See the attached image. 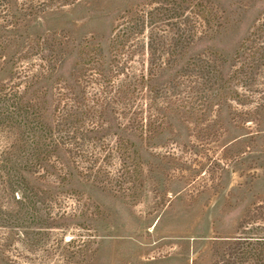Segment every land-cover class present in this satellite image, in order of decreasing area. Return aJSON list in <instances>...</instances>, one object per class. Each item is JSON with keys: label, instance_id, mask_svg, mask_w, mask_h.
Segmentation results:
<instances>
[{"label": "trees", "instance_id": "trees-1", "mask_svg": "<svg viewBox=\"0 0 264 264\" xmlns=\"http://www.w3.org/2000/svg\"><path fill=\"white\" fill-rule=\"evenodd\" d=\"M75 1L0 0L2 228L22 227L3 218L2 201L10 194L16 204L28 192L43 203L42 185L131 188L132 165L141 159L135 139L144 138L152 125L147 113L164 111L161 99L168 97L172 104L182 87L210 91L218 106L246 105L243 94L264 80V13L230 56L199 49L201 41L225 28V17L212 0H147L126 10L106 46L95 36L78 43L74 67L61 77L66 46L55 32L34 35L32 30L48 12ZM137 56L141 68L135 66ZM215 243L214 264H264L263 236ZM4 249L0 243L1 261L11 263Z\"/></svg>", "mask_w": 264, "mask_h": 264}, {"label": "rangeland", "instance_id": "rangeland-1", "mask_svg": "<svg viewBox=\"0 0 264 264\" xmlns=\"http://www.w3.org/2000/svg\"><path fill=\"white\" fill-rule=\"evenodd\" d=\"M212 1L225 17V28L201 41L199 49L230 56L264 13V0ZM146 2L76 0L48 12L32 34H58L67 53L59 76L67 78L80 41L95 36L106 46L122 14ZM135 59L141 68V57ZM260 82L243 94L246 105L218 106L210 91L194 93L189 87L173 95V105L168 97L161 99L164 111L152 108L147 113L151 127L144 138L135 139L141 159L132 165L129 189L115 192L84 182L42 185L43 203L32 192L18 204L11 194L4 197L3 218L22 227H0V243L11 259L2 263L0 257L1 264H214L216 240L264 237ZM64 212L66 217L52 219Z\"/></svg>", "mask_w": 264, "mask_h": 264}]
</instances>
